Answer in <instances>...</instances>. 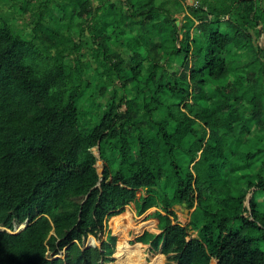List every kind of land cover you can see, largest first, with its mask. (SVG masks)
I'll return each mask as SVG.
<instances>
[{"label":"trees","instance_id":"obj_1","mask_svg":"<svg viewBox=\"0 0 264 264\" xmlns=\"http://www.w3.org/2000/svg\"><path fill=\"white\" fill-rule=\"evenodd\" d=\"M97 1L40 0L29 36L0 23V264H102L129 205L164 212L135 243L169 264H264V0ZM183 204L190 222L174 224Z\"/></svg>","mask_w":264,"mask_h":264},{"label":"rangeland","instance_id":"obj_2","mask_svg":"<svg viewBox=\"0 0 264 264\" xmlns=\"http://www.w3.org/2000/svg\"><path fill=\"white\" fill-rule=\"evenodd\" d=\"M23 1L24 0H0V23L3 22V21H8L9 24L13 25V27L15 28L16 31H19L20 34L24 33L25 35L29 36L33 32V29L35 28V24H37V19H36V16H35V10H38V4H39L40 0H35L34 3L30 6V8L25 13H22L21 10H20L21 6H24L23 5ZM57 1L61 2L62 0H57ZM94 2H95L96 5L98 4L97 0H94ZM171 2L173 3L174 8L176 10H181V6L179 5V3H177L176 0H172ZM33 8H34V10H32ZM53 9H54L53 16L56 15V17L63 18L64 14L61 11V9L56 5V2L53 3ZM16 10H18V11H16ZM182 19H183V16L180 17L179 26L181 25V20ZM60 24L63 25V24H65V22H62ZM44 25H46V26L47 25L54 26L55 23L51 22L49 17H47L45 19V21H44ZM62 27H64V26H62ZM57 28L58 27H56V29ZM56 29H55V31H57ZM69 30L72 31V29H69ZM73 35H74V37H73L74 40L79 42L80 35H78V29H77L76 26H74V28H73ZM82 39H83V48H82V52L81 53L86 55V58H84L86 61H92V54H91L92 50H90V49L93 46H92V40H91V37H90L88 31H86V33L82 37ZM54 53H55V51H54ZM75 57H76L75 55H72L70 57V59L73 60ZM232 61H235V60H232V58L229 57L230 70L232 72H237L238 70L236 68L238 67V64L237 63H233L232 64ZM96 66H97L96 63L93 62L91 76L94 74V70L96 69ZM91 76H89V77L87 76L86 80L88 79L89 81L94 82L93 83V89H90V90L85 92V94H87V97H88L87 99L90 102V106H89V103H87L88 101L84 102L83 103V105H84L83 108H86V107H89V108L84 110V112L82 110V113H81V124H82L81 126H83L84 128H92V127H94L97 124L99 118L101 119V117L103 116L102 109H98V107L95 108V106L92 105V101L91 100H94V99L91 98V97L92 96L95 97L94 91H96L95 90L96 88L94 87L95 81H92ZM89 84H91V83H89ZM112 89H113L112 87L109 88L106 91V94L104 96L97 95L96 96L97 97V100H96L97 102L96 103H98L99 105L105 106L107 104V102L109 101V99L111 98L112 91H113ZM97 114H99L98 117H97ZM256 200H257V202L259 204V207H260V211H261L260 214L262 215L261 218L264 220V193L260 194L257 197ZM181 209H183V208L179 207L177 209L178 218H179L181 223L186 224V223L189 222L188 218H186L188 209L185 208L186 210L184 212H182ZM189 212H191V210ZM150 213H152V212H150ZM115 218H116V220L113 221L114 218H112L111 221L109 222V228H110L111 224H113V226L117 230L116 232L118 234H116V232L113 231V230H112V232H115V234L118 236L119 245L121 246L120 247L121 249L118 250L120 252L119 253V260H121L124 257L123 252H125L124 251L125 247H124L123 241H125V240L129 241L131 239H134V237L138 233H136L135 230H132L131 233H126L125 234L124 232L126 231V225L124 224V222L122 220L123 217H119V218L115 217ZM135 227H136V225H135ZM144 227L151 228V225L150 224L149 225H144ZM129 234H130V237H129ZM127 241H125V243H127ZM93 245L99 247L100 246V241L96 240L95 242H93ZM126 249H127V253L130 254V256L132 258H134V261L138 262L139 258L137 257V255L130 252V251H132V248L128 249L126 247ZM142 252H143V255H144L143 259L147 260L149 262L152 260V258L157 257L160 254L163 255L161 251H153L152 252L150 250V247L144 248V250H142ZM116 257L117 258H113L112 259V256H110L109 260L107 261V263H109V264H119L118 261H117L118 255ZM163 257H164V260H163L164 264H169L167 256L164 255ZM131 260H133V259H131ZM124 264H133V263L126 261V262H124ZM213 264H216V261H214Z\"/></svg>","mask_w":264,"mask_h":264},{"label":"crops","instance_id":"obj_3","mask_svg":"<svg viewBox=\"0 0 264 264\" xmlns=\"http://www.w3.org/2000/svg\"><path fill=\"white\" fill-rule=\"evenodd\" d=\"M183 208V209H181L182 210V212H184L186 209V207H184V206H176L175 207V210H176V212H177V209L178 208ZM150 212H152V213H150ZM159 212H161V213H163L164 214V212L160 209V208H157V207H153V208H151L150 210H148L146 213H144V214H142V215H139L138 213H137V211H136V209H135V207L134 206H132V205H129V206H127L126 207V210L123 212V213H121V214H119V215H117V216H114L113 218V221L114 220H116V218L115 217H123V222H124V224L126 225V231L124 232L125 234L126 233H131V231L132 230H135L136 231V233H138L135 237H134V239H131V240H129V241H127V240H125V241H127V243H125V241H123V244L124 245H126L129 249H131V247H135V246H137V245H141V248L139 249H137V250H140V254L144 257V255H143V252H142V250H144V248H146V247H150V250H151V245H143V244H141V243H135V241L138 239V238H140V237H142V236H144L145 235V233H150V234H152V235H159L160 233H161V231L158 229V224H159V221L158 220H156V219H153V218H150L152 215H154V214H156V213H159ZM186 218H188V220H189V222H190V219H191V214H189V215H186ZM112 219V218H111ZM173 221H174V224H176V223H181L180 222V220H179V218H178V212H177V221H175L174 219H173ZM188 222V223H189ZM188 223H186V224H183V223H181V224H183V225H187ZM151 225V228H149V227H144V225ZM135 225H136V227H135ZM112 227V228H111ZM118 228V227H117ZM112 230L113 231H117L116 230V228L113 226V224H111V226H110V228H109V231H111V233H112V235L113 236H116L117 237V239H118V236L115 234V232H112ZM117 233V232H116ZM121 233V232H120ZM124 235V234H123ZM129 237H130V234H129ZM107 239V236H105L104 237V241ZM118 244L117 245H119V241L117 242ZM120 245L118 246V249H117V251L120 249ZM136 250V249H135ZM124 251L125 252H123V255H124V257L121 259V260H119V264H124V262H126V261H128V262H131V263H133V264H137V261H134V258H132L131 256H130V254H128L127 253V249L126 248H124ZM117 258V257H116ZM131 259H133V260H131ZM131 260V261H130ZM148 264H151L152 262H153V258H152V260L149 262V261H147V260H145ZM102 264H109V263H107V261H105V262H103Z\"/></svg>","mask_w":264,"mask_h":264},{"label":"water","instance_id":"obj_4","mask_svg":"<svg viewBox=\"0 0 264 264\" xmlns=\"http://www.w3.org/2000/svg\"><path fill=\"white\" fill-rule=\"evenodd\" d=\"M180 21L177 22V24L179 25ZM95 155L97 156L98 158V166L100 167L98 169L99 171V174L102 175L103 171H104V167H103V161L101 159V156H100V147L98 146L96 148V150L94 151ZM183 206H186V204H184ZM190 212L189 210L187 211V215H189ZM28 226V221H26L25 223H23L22 225L20 226H17L16 228V233H19L21 231H23L26 227ZM94 238V237H93ZM93 238L91 237V240L88 242L87 244V247H94L95 245H93L92 241H93ZM216 264H217V261H216Z\"/></svg>","mask_w":264,"mask_h":264},{"label":"clouds","instance_id":"obj_5","mask_svg":"<svg viewBox=\"0 0 264 264\" xmlns=\"http://www.w3.org/2000/svg\"><path fill=\"white\" fill-rule=\"evenodd\" d=\"M183 205H184V204H183ZM184 207H186V206H184ZM188 210H189V209H188ZM189 211H190V210H189ZM192 211H193V210H191L190 214L192 213ZM27 221H28V220H27ZM110 221H111V220H110ZM110 221H109V222H110ZM25 222H26V221H25ZM25 222H24V223H25ZM22 224H23V223H21V224H16V225H15V229L12 231V233H13V234H19V233H21L22 231L19 232V233H16V228H17L18 225H22ZM28 224H29V221H28ZM25 229H26V228H25ZM25 229H24V230H25ZM91 237L93 238L94 236H90L89 239L87 240L88 242L91 240ZM93 240L96 241V240H98V239H97L96 237H94ZM87 241H86V242H87ZM103 241H104V240L100 241V246H99V248L102 247V243H103ZM88 242L85 244V247H84V248H88V247H87ZM117 244H118V243H117ZM94 247L96 248L97 246H94ZM117 249H118V245L116 246V251H115L114 254L112 255V259H113V258H116L115 255H116ZM151 251H152V248H151ZM158 251H161V250H158ZM152 252H153V251H152ZM162 254H163V253H162ZM163 255H164V254H163ZM108 260H109V257L107 258L106 261H108ZM110 262H111V261H110Z\"/></svg>","mask_w":264,"mask_h":264},{"label":"bare ground","instance_id":"obj_6","mask_svg":"<svg viewBox=\"0 0 264 264\" xmlns=\"http://www.w3.org/2000/svg\"><path fill=\"white\" fill-rule=\"evenodd\" d=\"M18 226H20V225H18ZM116 234H118V233H116ZM121 239H122V238H121ZM93 242H95V241L93 240V241H92V243H93ZM124 247L126 248L127 246H126V245H124ZM127 248H128V247H127ZM120 249H121V248H120ZM128 249H129V248H128ZM139 249H140V248H139ZM133 250H135V249H133V248H132V251H133ZM136 250H137V249H136ZM119 253H120V252H119V251H117V253H116V255H115V256L119 255ZM156 258H157V257H154L153 259H156Z\"/></svg>","mask_w":264,"mask_h":264}]
</instances>
